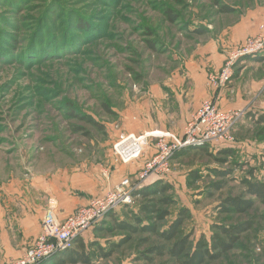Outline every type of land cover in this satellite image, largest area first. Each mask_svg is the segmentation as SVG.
Returning a JSON list of instances; mask_svg holds the SVG:
<instances>
[{
    "label": "rangeland",
    "instance_id": "374dc122",
    "mask_svg": "<svg viewBox=\"0 0 264 264\" xmlns=\"http://www.w3.org/2000/svg\"><path fill=\"white\" fill-rule=\"evenodd\" d=\"M167 11L178 19L175 24L168 21ZM240 19H264V0H0L1 175L12 168L31 166L44 173L83 162H102L113 172L121 162L109 151L111 145L104 149L109 131H120L124 117L145 119L143 100L165 81L188 73L201 50L218 48L225 55L224 66L250 38L224 44L222 32ZM80 21H90L88 31L77 28ZM263 28L260 24L255 36ZM243 61L235 65L230 90ZM256 93L254 102L240 105L251 109L247 113L253 117L246 114L234 130V145L227 148L231 156L207 145L208 153L195 151L171 160L168 179L191 214L184 228L195 240L203 235L210 241L216 225L254 223L233 251L208 264H264V206L258 204L243 216H224L216 209L227 196L244 193L241 180L251 170L257 178L264 175V120L259 122L264 117V83ZM72 114L93 117L106 132ZM214 171L230 173L219 192L212 186L222 179ZM191 172L201 178L191 179ZM91 231L85 234L87 243L106 246V239H118ZM142 237L118 251L114 264L131 263L142 249ZM151 264L177 263L164 258Z\"/></svg>",
    "mask_w": 264,
    "mask_h": 264
},
{
    "label": "crops",
    "instance_id": "0c3cea01",
    "mask_svg": "<svg viewBox=\"0 0 264 264\" xmlns=\"http://www.w3.org/2000/svg\"><path fill=\"white\" fill-rule=\"evenodd\" d=\"M260 24H264V19H240L236 26L222 32L224 44H239L255 36ZM196 56V64L189 67L188 73L176 75L174 81H165L153 95L143 100L140 105H143L141 113H147L145 119L137 117L134 121L132 116L124 117L125 124L120 131H109L110 140L104 149L111 145L109 151L112 153L111 147L118 139L134 132L161 130L182 135L192 115L210 98H215L222 110L246 108L240 105L254 102L257 90L264 83V52L258 58L241 62V73L232 89L218 92L208 87V73L223 67L225 55L219 53L218 48L208 47ZM144 159L129 165L118 163L113 172L102 166V162L95 165L83 162L72 169L65 165L44 173L35 172L31 166L26 170L12 168L0 173V264L19 261L35 244L43 234V220L51 204L56 206L55 214L63 222L124 178L136 176L144 166ZM150 180L158 178L152 177L145 185L150 184Z\"/></svg>",
    "mask_w": 264,
    "mask_h": 264
},
{
    "label": "trees",
    "instance_id": "16d2710c",
    "mask_svg": "<svg viewBox=\"0 0 264 264\" xmlns=\"http://www.w3.org/2000/svg\"><path fill=\"white\" fill-rule=\"evenodd\" d=\"M223 10L224 12H231V9ZM166 14L170 17L168 19L170 23L175 24L178 21L176 16L171 15L170 11H167ZM90 26V21L88 23L80 21L77 28L85 32L89 30ZM197 33L203 34L202 31H197ZM251 59L246 57L239 61ZM261 61L262 59L257 60V62ZM104 108L108 114L114 115L108 107L104 106ZM247 116L253 117L251 113ZM72 117L86 122L95 129L106 132L105 127L93 117L77 114H72ZM263 120L264 117H260L259 122ZM238 127L239 124L235 129ZM231 147L219 149L218 153L225 157L231 156V150L227 149ZM208 150L210 148L207 145L191 147L177 152L175 156L179 158L195 151L208 153ZM146 160L148 157L144 159V161ZM221 162L226 163L225 160ZM214 172L216 177L222 179L212 186L216 192H219L224 189L226 179L230 178V173ZM190 178L197 180L201 177L198 173L191 172ZM241 185L245 188L242 195L227 196L216 205L219 214L243 216L253 211L258 204L264 206V175L262 178H257L255 171L251 170L249 177H244L241 180ZM177 196L170 179L160 178L154 183L145 185L133 192V205H124L115 211H111L104 220L88 230L98 234H116L118 235L117 240L106 239V246L98 241L87 243L84 233L75 239L72 249L60 252L39 264H114L112 260L115 261L113 258L116 253L123 250L136 236L145 237L139 239L138 248L142 247V249L138 250L139 254L129 264H136L137 262L151 264L164 258H168L177 264H208L218 261L233 251L241 241L242 236L254 227L252 221L230 227L216 225L210 241L203 235H199L195 240L194 233L185 231L184 228L190 221L191 214L184 205H180ZM172 208L174 209L172 210ZM167 220L168 223L164 225ZM151 237L157 238L158 242L150 243L149 238Z\"/></svg>",
    "mask_w": 264,
    "mask_h": 264
},
{
    "label": "built area",
    "instance_id": "2783aa9c",
    "mask_svg": "<svg viewBox=\"0 0 264 264\" xmlns=\"http://www.w3.org/2000/svg\"><path fill=\"white\" fill-rule=\"evenodd\" d=\"M264 52V28L250 37L227 59L224 66L208 77V87L215 92L228 90L237 61ZM247 114L246 108L222 110L215 98L202 102L183 129L182 135L154 130L142 134L131 133L113 144L116 160L129 165L148 157L135 181L124 178L103 196L94 197L65 221L55 214L51 204L43 220V234L23 257L13 264H39L60 252L70 250L80 235L105 219L108 213L124 205H133V192L145 186L152 177L163 179L171 174V160L181 150L211 145L226 148L234 145L233 132ZM105 175H107L105 173Z\"/></svg>",
    "mask_w": 264,
    "mask_h": 264
}]
</instances>
